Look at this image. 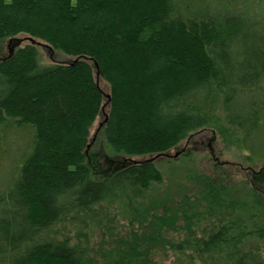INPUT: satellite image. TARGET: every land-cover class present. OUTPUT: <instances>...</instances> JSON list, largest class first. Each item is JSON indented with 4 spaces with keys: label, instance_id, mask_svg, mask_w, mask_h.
I'll use <instances>...</instances> for the list:
<instances>
[{
    "label": "trees",
    "instance_id": "16d2710c",
    "mask_svg": "<svg viewBox=\"0 0 264 264\" xmlns=\"http://www.w3.org/2000/svg\"><path fill=\"white\" fill-rule=\"evenodd\" d=\"M18 35L0 59V264H264V174L187 175L175 200L156 162L212 130L264 172V0H0V40ZM37 42L68 60L40 64ZM104 98L113 159L95 165Z\"/></svg>",
    "mask_w": 264,
    "mask_h": 264
},
{
    "label": "rangeland",
    "instance_id": "374dc122",
    "mask_svg": "<svg viewBox=\"0 0 264 264\" xmlns=\"http://www.w3.org/2000/svg\"><path fill=\"white\" fill-rule=\"evenodd\" d=\"M16 39V41L7 38L0 40V59L8 57L11 51L14 53L16 44L25 45L30 43L24 35H18ZM37 43L38 45L36 47L40 64L49 65L55 62H66L68 60L64 54L50 51L45 48V44L41 42ZM97 82L104 95L107 96L109 94L108 85L99 77L97 78ZM220 104L221 101L217 98L216 108L218 110V116L220 119H223ZM103 105L100 117L96 119L89 131V160L95 165L103 163L107 158L113 159L109 157L108 150L100 139L101 125L108 110L106 98H104ZM176 156L180 158L174 160ZM182 157H184L183 161L180 160ZM246 157V152L234 146L233 140L230 144L228 140L225 141L217 132L212 130L199 131L190 136V138L188 137L186 141H183L174 150L170 151L168 156L161 158L163 160L156 161L163 178L161 185L158 186V191L162 194L168 193L170 196L173 195L175 200H178L184 194V189L191 191L190 194L193 195L195 188L186 180V176L191 174H203L211 176L212 178L218 174L220 179L224 178L226 182L236 185L248 183L250 182V178L256 175L263 176V165L249 164L246 161ZM116 160L122 162L121 158L116 157ZM108 163L111 165L110 162ZM121 230L122 226L119 224L117 231L120 232ZM177 236L178 233L176 232L168 233L170 239H176ZM98 241V238L93 239V243H97Z\"/></svg>",
    "mask_w": 264,
    "mask_h": 264
},
{
    "label": "water",
    "instance_id": "95a60500",
    "mask_svg": "<svg viewBox=\"0 0 264 264\" xmlns=\"http://www.w3.org/2000/svg\"><path fill=\"white\" fill-rule=\"evenodd\" d=\"M102 126V125H101Z\"/></svg>",
    "mask_w": 264,
    "mask_h": 264
}]
</instances>
